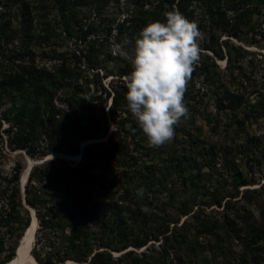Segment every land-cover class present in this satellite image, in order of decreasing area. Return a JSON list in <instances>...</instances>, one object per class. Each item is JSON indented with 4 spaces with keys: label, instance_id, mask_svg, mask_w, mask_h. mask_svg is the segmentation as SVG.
Returning <instances> with one entry per match:
<instances>
[{
    "label": "rangeland",
    "instance_id": "374dc122",
    "mask_svg": "<svg viewBox=\"0 0 264 264\" xmlns=\"http://www.w3.org/2000/svg\"><path fill=\"white\" fill-rule=\"evenodd\" d=\"M257 1L262 2L261 6L254 7L251 22L236 35L227 31L229 25L225 29L224 19L218 14L220 9L227 19L234 15L230 1L195 5L190 19L200 30V58L185 92L189 115L176 126L178 142L172 140L151 147L139 127L133 131L136 122L127 106L125 79L132 70L126 52L132 51L142 28L138 22L140 16L133 17V13L141 15L152 7L147 0H63L62 10L55 0H0V17L6 26L9 23L0 44V81L5 73L15 75L34 71L36 67H53L61 78L59 92L80 87L98 96L102 125L107 129L100 136L88 138L74 134L59 151L45 149L29 154L9 145L7 129L11 120L5 117V112L13 102L8 96L0 102V208L6 203L2 190L14 184L22 196L20 210L24 222L25 210L30 217L27 226L15 225L12 234L4 235L0 227V264L9 260L5 259L9 254L14 257L32 220V211L35 213L23 200L21 176L28 160L35 165L47 158L44 162L54 167L76 164L85 145L104 141L111 130H120L127 138L128 154L140 158L139 166L143 170L130 180L146 186L152 184L145 202L149 209L143 217L145 226L139 227L147 230L154 227L149 226L154 220L150 210L161 217L162 211L169 208L174 219L169 232L157 238L150 236L147 245L134 244L141 241L145 231H140L137 239L135 230L125 248H118L121 234L116 226L95 227L97 236L111 245H94L93 250L109 251L118 259L116 264H242L244 226L240 217L245 189L262 192L250 209L261 221V210L264 212V167L252 163L242 153V124L246 135L264 134V33L260 30V27L264 30V0ZM67 18L73 19L69 31L62 26ZM132 27L137 28L135 37L128 34ZM125 41V49H118ZM31 88L27 87V91ZM52 100L60 109L64 108L58 93ZM255 108L260 110L259 114ZM65 133V127L58 126L53 138H61ZM196 137L199 139L191 144ZM196 144L208 158L193 160L191 152ZM182 170L183 177L178 174ZM246 173L255 179L242 184V175ZM117 174L116 186L121 192L126 183L124 176ZM220 190L229 194L215 203L214 194ZM182 222L185 225L180 226ZM63 228L69 234L71 226ZM35 231L36 227L34 240ZM61 234L58 232V242L63 240ZM34 240L30 248L33 258ZM260 244L264 247V239ZM129 250L136 254L127 255ZM138 252H146V258L139 259ZM69 263L81 264L71 257L56 264ZM250 264H264V257Z\"/></svg>",
    "mask_w": 264,
    "mask_h": 264
},
{
    "label": "trees",
    "instance_id": "16d2710c",
    "mask_svg": "<svg viewBox=\"0 0 264 264\" xmlns=\"http://www.w3.org/2000/svg\"><path fill=\"white\" fill-rule=\"evenodd\" d=\"M55 1L60 3L62 10L63 0ZM147 1L152 7L143 11L141 15L138 12L133 13V17L140 16L138 22L142 27L153 20H163L165 13L173 9H178L191 20L195 5L210 6L215 0ZM228 1L233 4L234 15L227 19L224 11L220 9L218 14L224 19L225 29L229 25L227 31L236 35L242 26H247L251 22L254 7L261 6L262 2L257 0ZM72 17L75 16L72 15ZM70 20L73 19L64 20L62 24L64 30L69 31ZM4 23L5 21L1 18L0 44L6 34L4 28L9 26L8 22H6L7 26ZM258 26L260 27V24ZM134 27L128 30L131 37L137 34L138 27ZM260 30L264 33L262 27ZM54 52L55 50L52 53ZM43 54L48 57V54L44 52ZM53 57L51 54V59ZM60 83L59 73L53 67L41 66L36 67L34 71L3 75L0 81V102H3L7 96L13 102L5 112V117L11 120L7 129L11 148L23 149L29 154L43 152L45 149L59 151L62 144L67 143L74 134H79L81 138H88L107 132L102 125L100 105L96 102L98 96L80 87L66 88L59 92ZM27 87L32 88L27 91ZM57 93L60 100L64 102L63 109H60L52 100V96ZM255 111L258 114L260 112L258 108H255ZM58 126L65 127L66 133L61 138H53ZM137 128L135 124L134 129ZM246 134L242 124V153L252 163L264 167V134L257 136ZM197 137L192 139L191 144L199 139ZM177 138L175 134L173 142ZM126 139L120 130L116 132L111 130L104 141L85 145L81 151V158L76 164L54 167L42 162L31 167L24 186L23 200L34 208L35 216L38 218L32 253L40 264H56L65 257H71L81 264H116L118 259H115L109 251L93 250L94 245L100 246L103 243L111 245V242H105L101 236H97L98 233H95L96 230L93 229L95 227L116 226L115 229L121 234L118 239L120 243L118 248H125L131 243L128 237H133L135 230L137 239L140 231L145 230L141 241L134 243L138 246L147 245L150 236L157 238L170 231V223L174 216L169 208L162 211L165 216L163 214L161 217L156 216L155 212L150 210V216L154 220L149 226L154 227L150 230L139 227L145 226L142 225L143 217L149 210L145 202L148 201L149 187H152V184L146 186L130 180L135 174H141L143 169L139 166L140 158L128 154ZM41 141L45 143L42 144ZM192 148L193 160L199 157L200 159L209 157H205V151H200L201 146L196 144ZM170 165L173 164L170 163ZM177 167L179 168L180 165ZM118 172L124 176L126 183L121 192L116 186ZM178 174L183 177V170ZM254 179L253 175L250 177L246 173L242 175L241 182L248 184ZM141 188L144 191L138 194L137 190ZM2 191L6 203L3 208H0V227L3 228L4 235L12 234L15 225L25 223L27 226L30 217L25 210L24 222V215L20 210L23 206L22 196L18 186L12 184ZM228 194L227 190L216 192L214 194L215 203H219L221 198ZM244 195L240 217L242 226H244L242 227V264H250L257 263L264 257V247L260 244L264 239V212L261 210V221L253 214V209H250L251 204L255 205L258 197L262 195L260 190L245 189ZM238 209L237 211L240 212ZM183 212L184 210L180 213ZM65 225L71 226L69 234L65 233V228H63ZM182 225L185 223L182 222L180 226ZM122 226H131V228L127 229ZM58 232H61L63 236L61 242L57 241ZM145 248L148 249V246ZM132 253L135 252L129 250L127 255ZM12 255H7L5 259H12ZM137 256L144 260L147 253L138 252Z\"/></svg>",
    "mask_w": 264,
    "mask_h": 264
},
{
    "label": "clouds",
    "instance_id": "9594fccd",
    "mask_svg": "<svg viewBox=\"0 0 264 264\" xmlns=\"http://www.w3.org/2000/svg\"><path fill=\"white\" fill-rule=\"evenodd\" d=\"M199 37L197 24L173 9L145 24L126 52L132 69L125 77L127 106L151 147L170 142L189 115L185 92L200 58Z\"/></svg>",
    "mask_w": 264,
    "mask_h": 264
},
{
    "label": "bare ground",
    "instance_id": "6f19581e",
    "mask_svg": "<svg viewBox=\"0 0 264 264\" xmlns=\"http://www.w3.org/2000/svg\"><path fill=\"white\" fill-rule=\"evenodd\" d=\"M30 163L31 160H28L27 166L22 173L21 176L22 187L26 181ZM35 227H37V217L34 215V212L32 211V220L30 222V225L27 227L20 244L16 249V254L12 259L7 261L5 264H38L30 254V248L34 240Z\"/></svg>",
    "mask_w": 264,
    "mask_h": 264
},
{
    "label": "water",
    "instance_id": "95a60500",
    "mask_svg": "<svg viewBox=\"0 0 264 264\" xmlns=\"http://www.w3.org/2000/svg\"><path fill=\"white\" fill-rule=\"evenodd\" d=\"M80 158V157H79ZM47 158H44V160H42V161H40L39 163H42V162H44L45 160H46ZM34 165V161H31V163H30V166H29V168H28V175H29V172H30V169H31V167ZM28 175H27V177H26V181H27V179H28ZM25 181V182H26ZM25 184V183H24ZM24 184H23V189H24ZM34 215H35V213H34Z\"/></svg>",
    "mask_w": 264,
    "mask_h": 264
}]
</instances>
